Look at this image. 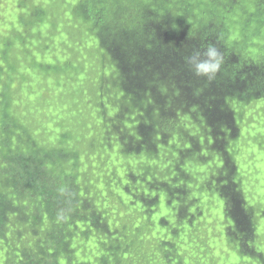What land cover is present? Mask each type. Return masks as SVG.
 Instances as JSON below:
<instances>
[{
  "label": "trees",
  "instance_id": "1",
  "mask_svg": "<svg viewBox=\"0 0 264 264\" xmlns=\"http://www.w3.org/2000/svg\"><path fill=\"white\" fill-rule=\"evenodd\" d=\"M20 1L27 4H0V264H229L223 258L234 253L237 264H264L256 212L235 182L229 141L217 136L239 135L230 101L246 108L264 101V54L243 56L230 26L244 19L260 24L241 42L264 33V0H54L55 7ZM176 33L189 37L175 41ZM208 44L224 61L211 81L195 75L193 114L209 127L195 132L196 145L204 132L209 148L215 136L221 150L214 184L198 187L224 201L220 218L213 217L220 220L217 229L209 228V200L193 194L186 166V158L210 163L212 156L191 150L158 167L150 158L160 154L154 155L157 148L145 158L142 146L118 143L116 126L107 134L129 115L147 119L149 134H169V120L178 124L172 98L130 114L112 99V81L124 71L138 86L154 87L178 51L189 56ZM39 73L46 80L32 84ZM99 76L96 99L82 104L90 98L91 77ZM97 118L103 120L98 142ZM131 125L144 143L145 129ZM116 147L123 161L107 157ZM61 210L66 219L58 221ZM224 235L228 253L218 247Z\"/></svg>",
  "mask_w": 264,
  "mask_h": 264
},
{
  "label": "rangeland",
  "instance_id": "2",
  "mask_svg": "<svg viewBox=\"0 0 264 264\" xmlns=\"http://www.w3.org/2000/svg\"><path fill=\"white\" fill-rule=\"evenodd\" d=\"M0 4H27L21 3L20 0H0ZM54 7L56 6V3ZM50 8L51 4H47ZM1 15V14H0ZM7 17L14 18L13 15L9 12ZM233 25V30L236 32L238 38L239 51L243 54H247L248 59H257L259 56L264 54V33L256 34L247 41H240L243 34L246 31H251L257 29L260 24L257 21L250 22L246 19L239 22H232L230 26ZM247 33V34H248ZM245 34V35H247ZM35 42L39 43L37 35L35 37ZM235 46V45H234ZM237 49V48H236ZM238 51V50H237ZM186 55L181 51H178L171 58V68L170 70L161 75L158 85L152 87H140L132 79L134 78L132 74L120 71L115 78L113 79V90L114 95L112 99L117 103H122L125 105L126 110L133 114L141 106H150L155 103H165L162 102L164 98H172L175 101L177 108L178 116V127L184 132V135H175L173 136V146H170L164 150H161L160 135L159 134H149L146 130V126L149 125L147 119H143L140 122L136 121V117L129 115L123 121H118L112 123L108 129L107 134L109 135V128L117 127L116 130H119V140L118 143L124 144L129 148H136L138 145L146 149V152L143 154L145 158L152 148H157L154 155L150 158L158 163L160 166V161L166 159L167 157L177 158L179 154L191 150H197L196 141H195V132L199 128H209L201 118L194 115V101L195 96L192 88L188 89L187 86H184L180 82L182 79L187 80L188 82H193L195 74L190 70V67H187L185 64ZM113 69H109L108 72H112ZM170 80L171 84L165 85L164 80ZM92 87L91 95L89 99H85L82 104H86L88 101H92L97 97V90L95 84L97 83V78L91 77ZM187 82V83H188ZM102 99L98 100L101 102ZM107 101V100H106ZM230 106L234 110L236 115V123L239 128L238 137L232 138L229 134H217L219 138L228 140L230 145L228 152L231 155V158L236 166V173L234 176L235 182L238 184L239 189L244 197L247 207L253 208L256 212L254 220L257 224V234L259 241V246L262 251H264V101L258 102L257 100L251 102V106L247 107V104H239L237 102L230 101ZM146 109H143L142 112L145 113ZM90 112V110H88ZM145 115V114H144ZM143 115V116H144ZM102 119L97 118L95 121L96 124V137L97 142L103 139L102 135ZM172 124L174 121L169 120ZM131 123H134L135 126L140 125L145 130L142 132V137L144 143L138 144L137 140V131L133 129ZM218 125V123H217ZM221 129L217 128L216 132H219ZM201 139V149L207 151L209 148L208 137H206L204 132L200 133ZM212 143L213 140L210 139ZM148 152V154H147ZM217 150L212 152V161L210 163L203 162H186V166L191 168V176L193 184V194L199 192L205 193L207 199L209 200L208 205V224L209 228L217 229L220 223V220H215L213 217L220 218V214L224 211V201L218 193L212 192V190L205 191L204 189H198L199 186L204 184L212 183L214 184L217 177V167H221V163L217 162L221 160V157L217 155ZM171 154V155H170ZM116 156L120 160H124V157L120 151V148H113L108 150V156ZM153 155V154H152ZM188 161V158H186ZM109 170V167L107 168ZM189 172H187L188 174ZM225 175V173H224ZM97 177V175H95ZM226 182V181H225ZM209 247L215 248L216 244L209 240ZM229 242L227 236L224 235L222 242L218 244V247L226 249L228 253ZM235 254V253H234ZM234 254H228L230 256V261L223 258L229 264H237L240 258Z\"/></svg>",
  "mask_w": 264,
  "mask_h": 264
},
{
  "label": "clouds",
  "instance_id": "3",
  "mask_svg": "<svg viewBox=\"0 0 264 264\" xmlns=\"http://www.w3.org/2000/svg\"><path fill=\"white\" fill-rule=\"evenodd\" d=\"M67 1L68 0H65L64 4H67ZM33 2H36V3H43V2L49 3L50 2V3L59 4L57 2H54V0L53 1H50V0L49 1H46V0H33ZM60 10H62V9L60 8ZM4 26L6 27L7 24L4 23ZM94 35H95V33H94ZM185 37H189V36L188 35H185L183 33H176L174 40L177 41V40L182 39V38H185ZM88 43L89 44H93L94 43V36L92 38V41L91 42H87V44ZM95 49H96V47L94 48V51H95ZM78 52L79 51L72 52L68 56V59L73 60V58H74L75 55L76 56H79V53ZM94 56H96V51H95V55ZM39 61L42 62V63H44L40 59H39ZM81 61H83V59H81ZM223 61H224L223 54L221 53V51L219 50V48L216 47V45H214V44H208L206 47H203L202 50H194L191 55L185 57V63L190 66V70L193 71L196 76L207 78V80H209V81L215 79L216 75L220 72L221 66L223 64ZM64 67H65V65L63 66V68ZM110 74H107V76L109 77ZM46 78L47 77H45V75L42 74V73H39V75H34L33 76V80H32V84H36L38 82H42V81L46 80ZM95 78H97V80H100L101 79V76L95 77ZM186 82H188V81L186 80ZM188 83L191 86L190 88H192V90H193L194 89L193 82L192 83L191 82H188ZM178 124H176L175 127H174L170 123H167V125H168V127L170 129L169 134H166L165 132H158L157 133V134L160 135V142L163 139H166V138H169L170 137L168 139V141H167L168 143H165V145L163 147V150L166 149V148H168V147H170V146H173L174 145V143H173V136H175V135H184V132L178 127ZM210 139L213 140L212 143L210 142ZM197 140L198 139L195 136V141H197ZM209 143H210V148L207 151L202 150L201 147H200V145H196V147L198 149L197 150H192V151H194V152H196V151L203 152L209 158L210 156H212V152L214 150H217V152H218L217 155H219L220 152H221V150L217 146V141L215 139V136H210L209 137ZM189 151H191V149H189L188 151H186V153H188ZM212 157H214V156H212ZM173 159H175V158H173ZM189 161H187V162H189ZM165 164L169 165V163H167V162ZM188 175L191 176V172H189ZM59 191L61 192V194H63L65 192V189L64 188H60ZM64 219H66V215H65L64 210H61L60 212L57 213V220L58 221H62ZM202 236H204V235L202 234ZM186 248L187 249L190 248L188 246L187 242H186Z\"/></svg>",
  "mask_w": 264,
  "mask_h": 264
}]
</instances>
